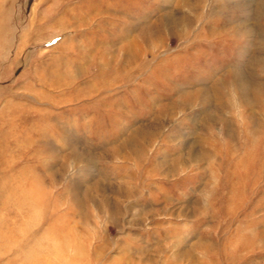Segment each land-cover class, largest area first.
Here are the masks:
<instances>
[{
	"label": "rangeland",
	"instance_id": "374dc122",
	"mask_svg": "<svg viewBox=\"0 0 264 264\" xmlns=\"http://www.w3.org/2000/svg\"><path fill=\"white\" fill-rule=\"evenodd\" d=\"M260 88L264 0H0V264H264Z\"/></svg>",
	"mask_w": 264,
	"mask_h": 264
},
{
	"label": "bare ground",
	"instance_id": "6f19581e",
	"mask_svg": "<svg viewBox=\"0 0 264 264\" xmlns=\"http://www.w3.org/2000/svg\"><path fill=\"white\" fill-rule=\"evenodd\" d=\"M241 88H242V87H241ZM249 90H250V89H249ZM259 91H260L261 93H264V89H263V88H260V89H258L257 91L252 89V93H250L249 95L252 94V95L254 96V94H255V93H259ZM259 94H260V93H259ZM248 98H249V99H248V100H245V102H247V104H250V102H251L250 100H252L253 98L251 99L250 96H248ZM10 235H11V234H10ZM18 237H19V236H18Z\"/></svg>",
	"mask_w": 264,
	"mask_h": 264
}]
</instances>
